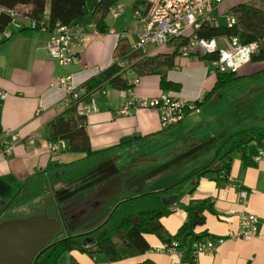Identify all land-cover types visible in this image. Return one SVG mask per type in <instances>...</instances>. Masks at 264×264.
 <instances>
[{
	"label": "crops",
	"instance_id": "obj_1",
	"mask_svg": "<svg viewBox=\"0 0 264 264\" xmlns=\"http://www.w3.org/2000/svg\"><path fill=\"white\" fill-rule=\"evenodd\" d=\"M245 1L247 0L242 2ZM132 9L133 2L130 13L131 27H123L114 19V26L110 27L106 21L111 13L108 12L105 17L108 30L89 43L79 55L78 62L65 65L47 55L45 41L49 37V29L7 27L9 36L0 37V91L6 93L4 99L0 98V125L3 130L15 131L18 139L11 151L0 154V197L11 195L12 192L16 195L29 194L35 189L34 185L40 183L42 191L43 178L47 177L52 169L61 165L72 166L75 161L87 160V164H92V172L75 182H63L51 190L59 201L71 197L69 200L74 209L82 207L78 222L81 229L85 230L95 222L88 220L87 215H81L86 208L95 207L92 217L99 215L103 219L115 202L133 194L132 191L140 192L145 189L144 183L137 180L133 182V190H128V194L124 192L119 179L120 168L124 166L118 167L115 162L121 153L131 152L144 141L154 144V149L161 154L167 151L162 166L172 161L174 166L183 167V172L154 174L152 187L160 188L203 165L213 156L218 144L235 132L236 129H231L239 125V116L236 117L230 108L222 109L223 113L218 116L208 107L222 96V88L235 83L237 85L246 79L255 80L250 86L251 106L256 104V115L264 110V80H256L264 72V60L245 64L236 74L237 80L215 90L213 88L216 73L212 71L209 59L202 55L182 56L176 53L175 41L164 45L149 44L144 51L131 53L133 56L127 60L131 44L136 41L141 28L140 23L133 17ZM84 19V23L91 22L88 18ZM121 31L126 34L118 35ZM218 42L222 45L224 39H219ZM123 53L125 57L121 56ZM120 58L126 63L124 74L127 81L138 79L132 88L134 94L155 97L168 91L185 101L201 98L199 111H190L180 122L168 128H161L157 109L136 108L128 114H123L119 109L129 98V93L125 89L106 87L81 101V105L88 109L84 115L90 149L104 152L99 155H87L84 152L51 151L48 147L47 124L56 114L67 108V85H79ZM169 63L171 66L167 70L166 78L171 88L164 90L156 70ZM66 77L65 84L57 82V78ZM241 99L240 106L248 101ZM92 100L96 110L90 108ZM234 101L238 107L239 98ZM240 106L239 115L244 110L240 109ZM193 113L203 115L197 117ZM219 117H226V126L225 123L217 125ZM175 134H178L176 138H166ZM184 134V139H179V136ZM163 135L167 136L161 138ZM249 144L245 148L250 160L248 163L243 162L240 152L232 153L227 183L216 181L210 176L201 177L189 191L182 189L177 193L176 202L169 205L171 213L161 217L160 221L164 239L171 238L187 218L184 205L191 200L211 197L215 212H206L205 223L196 227V231L206 233L205 238L226 236L229 232L236 233L241 214L253 213L259 217V221L251 238L227 237L211 254L199 253L195 257L186 254L178 257L167 251H157L156 248L164 242L163 237L149 233L145 237L150 247L143 253L109 261L102 253L89 256L72 250L62 260L63 263L68 264L74 260L79 264H170L171 261L178 260L181 264H264V158L255 160L259 146L255 144L257 148L250 149ZM159 166L160 163L146 173ZM188 168L190 170L185 172L184 169ZM114 176L117 177L115 184L111 182ZM83 191L89 197L88 201L84 198L86 196H80ZM39 193L32 196L31 204L44 206L46 200L37 198ZM113 197L116 199L113 200ZM84 201L99 202L89 208L84 206L86 204L82 205ZM108 201L111 202L106 204ZM57 215L60 220L63 219V214ZM62 223L64 224V221L61 220ZM192 242L189 238L186 243Z\"/></svg>",
	"mask_w": 264,
	"mask_h": 264
},
{
	"label": "trees",
	"instance_id": "obj_2",
	"mask_svg": "<svg viewBox=\"0 0 264 264\" xmlns=\"http://www.w3.org/2000/svg\"><path fill=\"white\" fill-rule=\"evenodd\" d=\"M118 0H18L22 5L25 15L35 22L34 28H52L56 22L78 23L88 18L94 22L96 28L105 33L108 25L105 22L110 8ZM229 13L235 17V23L231 26L226 24L201 23L196 33L201 37L237 36L241 42H258L257 50L252 54L251 61L264 60V0H248L237 3L228 8ZM10 17L6 13L0 15V31L9 22ZM84 23V22H83ZM130 60L131 54H128ZM124 56V53L121 55ZM204 56V55H202ZM125 57V56H124ZM205 57V56H204ZM123 58H120V60ZM119 59L90 76L79 85L74 86L73 91L81 90L77 97L73 92L67 95L68 106L56 114L47 124L49 142H61L59 151L84 152L87 155H99L104 150H91L89 137L86 131L85 115L78 114L77 104L85 97L92 95L97 90L106 87L114 89H128L132 86L124 74V67L118 63ZM169 63L156 70L160 75V85L166 90L171 88L166 78ZM237 74V73H236ZM235 73H216V82L213 90L221 88L232 81L237 80ZM209 95V94H208ZM207 95V97H208ZM206 97V98H207ZM201 98L192 103L199 106ZM2 101L0 100V114ZM3 133L0 125V134ZM254 142L259 148L264 147V127L252 126L239 129L217 146L213 156L203 165L196 167L174 182L160 188L147 185L145 189L133 194H128L115 202L108 213L91 228L70 233L64 222L61 229L49 241V246L42 249L40 255L33 264H58L60 254L66 251L78 250L89 256L102 253L107 260L116 261L124 257L143 253L150 245L145 237L146 234L155 233L160 237L162 234L161 217L171 213L169 206L162 204V197L181 192L187 182H194L195 186L201 177L210 176L212 179L227 183L232 162V153L240 152L244 163H248L246 155L247 144ZM2 145L0 144V151ZM169 164V163H168ZM168 165L156 167L137 180L140 182L145 176L153 179L154 174ZM194 188V187H193ZM187 218L178 227L171 238L164 239L165 243L177 241V248L183 251V256L192 255L193 241L204 239L207 234L196 231V227L205 223L206 212H215L213 199L205 197L191 200L184 205ZM182 256V257H183ZM68 264H79L72 260Z\"/></svg>",
	"mask_w": 264,
	"mask_h": 264
},
{
	"label": "built area",
	"instance_id": "obj_3",
	"mask_svg": "<svg viewBox=\"0 0 264 264\" xmlns=\"http://www.w3.org/2000/svg\"><path fill=\"white\" fill-rule=\"evenodd\" d=\"M226 0H132L133 17L140 23L141 28L137 33V39L131 44L129 54L136 51H144L149 44L164 45L175 41V52L182 56L204 55L212 66L214 73L227 72L238 73L242 67L251 61L252 54L258 48V42H241L235 35L220 37H201L196 33V29L201 23L213 24L216 14L221 15L226 12L224 24L231 26L235 23V17L224 7ZM122 11V6L114 4L109 12L118 15ZM6 13L10 20L0 31V37L9 36L8 26L15 29L33 27L35 22L25 15V11L18 0H0V15ZM42 29H46L43 28ZM49 37L45 41V49L49 58L57 60L60 64L78 62L79 55L87 48L89 43L101 32L96 28L94 22L89 23H59L56 22L49 28ZM126 34L125 31L117 33ZM224 39V44H219L218 40ZM119 65L125 66V61H118ZM66 78H57V82L65 84ZM138 79H131L132 84L127 92L129 98L124 102L119 111L123 114L130 113L136 108H154L159 112L161 128H168L180 122L190 111H199V106L193 101H185L183 98L164 91L155 97L141 96L133 93L132 88ZM74 86L67 85V95L73 92V97H77L81 90L73 91ZM5 92L0 91V98L4 99ZM90 108L96 110L94 100L91 101ZM88 109L77 104L78 114H85ZM18 135L13 130H3L0 134V144L2 145L0 154L8 153L15 145ZM61 142L48 141L51 151H59ZM264 158V147L259 148L255 160ZM259 217L253 213L241 214L239 218V228L236 233L229 232L226 236L207 237L192 242V255L199 253H213L218 245L222 244L227 237H239L249 239L254 235ZM157 251H167L183 256V251L177 248V241L171 243L163 242ZM170 264H181L178 260H173Z\"/></svg>",
	"mask_w": 264,
	"mask_h": 264
},
{
	"label": "rangeland",
	"instance_id": "obj_4",
	"mask_svg": "<svg viewBox=\"0 0 264 264\" xmlns=\"http://www.w3.org/2000/svg\"><path fill=\"white\" fill-rule=\"evenodd\" d=\"M244 0H226L224 7L225 8H230L231 6L240 3ZM248 1V0H247ZM246 2V1H245ZM117 4L122 6V11L114 16L112 13H110L106 21L110 24L111 26H114L112 24V20L114 19L116 23L121 24L123 27H131L132 26V21L130 17L131 13V8H132V0H118ZM113 15V16H112ZM225 16L226 12L217 15L216 14V19L214 20L213 24H224L225 22ZM115 17V18H114ZM8 30V29H7ZM256 80H264V72L260 74V77ZM255 80L249 81L246 79L245 82H240L236 85L231 84L229 86H225L222 88V96L216 100L213 103H210L208 107H211V111H214L219 114L223 113L222 109H228L230 108L234 113L235 116H239V125L234 127L231 130H239L242 128L246 127H252V126H260L264 125V110L260 112L259 114H255L256 111V104L251 106V99H250V94H251V85L254 83ZM239 98V106L241 102V98H245L248 101H245L244 105L240 106V109H244L240 112L239 115V106H235L234 100ZM231 102V103H230ZM188 114V113H187ZM186 114V115H187ZM185 115V116H186ZM193 115H196L197 117L202 116L203 114H198V113H193ZM257 117H259V121L257 120ZM260 122V124H259ZM220 123H225V126L227 125L228 121H226V117L224 119H221L220 117L218 118L217 125ZM212 125H210L209 128H211ZM220 126V125H219ZM240 127V128H239ZM238 128V129H237ZM208 130V129H204ZM167 135H163L161 138L166 137ZM178 134L167 136L166 138L169 139L171 138H176ZM184 136L186 134L179 136V139H184ZM160 138V139H161ZM255 144L250 143L249 147L250 149L252 148H257ZM155 145L149 143V141H144L143 143L139 144L135 149H133L131 152H126V153H121V156L117 161H115L118 165V167H123L120 168L121 174L119 176V179L122 184V188L126 194H128V190L131 191L134 189V184L133 182H136L137 179L144 175L147 170L155 167L159 163L162 165L164 164L163 159L166 156L165 154H168L166 151L164 154H161V152H158L156 149H154ZM91 161V160H90ZM92 164H87V160H79L75 161L72 166H65L61 165L56 169H52L47 177H44V185L42 187L41 191V183L40 184H35L34 188L30 191L29 194H19L16 195L14 192H12L11 195H2L0 197V221L5 220V219H10V218H22L30 215H37L41 213H48L50 216H58L57 214H63V219L61 218L62 221H64L67 226H68V231L70 233H75L82 231L81 225L79 224L78 220L80 219L79 211L82 208H73V205H71V200L69 198H65L63 201H59L57 197L54 196L53 192L51 191L52 189H55L58 185H61L63 182L65 183H72L75 182L78 178H82L85 175H88L93 168H91ZM126 166V167H125ZM183 167H176L174 166V162L170 161L167 168L165 169H160L158 173L160 174H171L174 172V174H178L183 172L182 171ZM177 169V170H176ZM176 170V171H175ZM185 172H188V169ZM115 178L112 179L111 182L115 184L117 182V177L114 176ZM141 182L144 183V186L146 187L147 185L152 184L153 180L145 176ZM43 184V183H42ZM193 186L192 182H187L184 185L183 191H189L190 188ZM41 191V192H40ZM40 192V193H39ZM135 192V191H132ZM37 198H45V205H33L31 204L32 196L37 194ZM87 194L83 191L80 193V196H86ZM85 199L89 198L88 196L84 197ZM91 199V198H90ZM113 200L116 199V197L112 198ZM88 201V199L86 200ZM86 201L83 202L82 205L91 207L93 204L98 203L97 201H89L86 203ZM111 201H108L106 204L110 203ZM59 205V206H58ZM105 205V203H104ZM96 210L95 207H92L91 209H85L84 212L81 213V215H87L86 218L88 220H95L94 224L99 222L101 218L99 215L97 217H92V213ZM63 224V223H62ZM94 224L89 225L87 228H91ZM64 225V224H63ZM69 251L63 252L62 254L59 255L57 263L58 264H64L63 259L67 256V253ZM68 262V261H67ZM66 262V263H67Z\"/></svg>",
	"mask_w": 264,
	"mask_h": 264
},
{
	"label": "water",
	"instance_id": "obj_5",
	"mask_svg": "<svg viewBox=\"0 0 264 264\" xmlns=\"http://www.w3.org/2000/svg\"><path fill=\"white\" fill-rule=\"evenodd\" d=\"M176 200V194L164 196L162 204L169 206ZM61 226L58 216L45 212L0 221V264H33Z\"/></svg>",
	"mask_w": 264,
	"mask_h": 264
}]
</instances>
